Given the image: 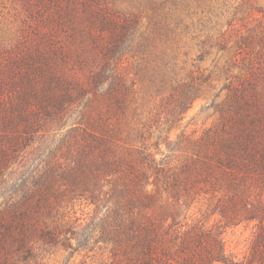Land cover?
Here are the masks:
<instances>
[{
	"label": "rangeland",
	"instance_id": "1",
	"mask_svg": "<svg viewBox=\"0 0 264 264\" xmlns=\"http://www.w3.org/2000/svg\"><path fill=\"white\" fill-rule=\"evenodd\" d=\"M101 14L133 21L134 35L117 54V64L137 82L136 97L145 109L159 111L155 124L161 127L155 126L151 144L159 140L174 104L169 98L174 79L187 77L190 70L210 72L226 56L217 36L230 34L233 49L242 46L255 56L257 71L264 72V0H0V84L8 81V72L17 75V88L0 87V216L15 221L24 202L49 201L54 208L44 206L39 220L61 228L54 238L31 232L29 248L15 256L17 264H116L111 244L99 241V218L107 209L80 198L58 200L50 193L52 185L64 192L69 132L80 126L93 97L90 88L85 95L81 89L90 87L101 64L95 44L107 31ZM39 55L62 77L59 102L41 108L29 97L23 107L19 77ZM223 85L224 80H213L169 140L176 141L182 132L199 136L217 123L219 115L209 105L225 97ZM13 103L17 113L9 109ZM20 106L29 120L20 118ZM152 150L158 160L168 153L164 141ZM258 190L264 199V185ZM208 204V199L196 202L189 223L219 233L229 263L264 264V218L247 212L254 205L246 200L227 218Z\"/></svg>",
	"mask_w": 264,
	"mask_h": 264
},
{
	"label": "trees",
	"instance_id": "2",
	"mask_svg": "<svg viewBox=\"0 0 264 264\" xmlns=\"http://www.w3.org/2000/svg\"><path fill=\"white\" fill-rule=\"evenodd\" d=\"M100 19L107 30L95 39L101 64L90 87L81 89L85 95L90 88L93 97L80 126L69 132L70 156L61 175L64 192L52 185L50 193L58 200L80 198L107 209L99 218V241L111 244L116 264H231L221 235L189 223V213L196 202L208 199V209L228 218L229 211L247 200L256 209H249L248 216L264 218L258 190L264 185V72L257 71L255 56L242 46L233 49L230 34L217 36L226 56L210 72L190 70L187 77L174 79L169 96L174 104L159 140L151 144L155 126L161 127L155 124L159 111L145 109L136 97L137 82L117 64V54L134 35L133 21L107 14ZM39 56L19 77L23 107L29 97L41 108L59 102L62 77ZM7 78L0 87L17 88L15 71ZM215 78L224 80L226 92L209 105L219 115L217 123L199 136L182 132L176 141L169 140L191 103ZM22 106L20 118L29 120ZM9 109L17 113V103ZM162 141L168 153L158 160L152 146ZM44 206L50 210L55 205L26 201L17 208V220L0 216V264H17L15 256L29 248L31 232L56 237L60 225L44 226L39 220Z\"/></svg>",
	"mask_w": 264,
	"mask_h": 264
}]
</instances>
